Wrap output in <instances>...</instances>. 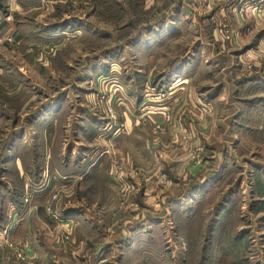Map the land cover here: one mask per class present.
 <instances>
[{
    "label": "rangeland",
    "instance_id": "374dc122",
    "mask_svg": "<svg viewBox=\"0 0 264 264\" xmlns=\"http://www.w3.org/2000/svg\"><path fill=\"white\" fill-rule=\"evenodd\" d=\"M0 264H264V0H0Z\"/></svg>",
    "mask_w": 264,
    "mask_h": 264
}]
</instances>
